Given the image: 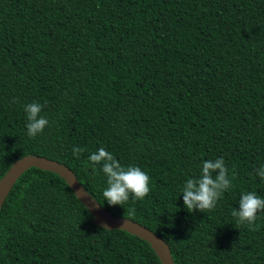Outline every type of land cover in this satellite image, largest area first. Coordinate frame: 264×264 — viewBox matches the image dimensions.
Here are the masks:
<instances>
[{
  "label": "trees",
  "instance_id": "16d2710c",
  "mask_svg": "<svg viewBox=\"0 0 264 264\" xmlns=\"http://www.w3.org/2000/svg\"><path fill=\"white\" fill-rule=\"evenodd\" d=\"M33 102L49 126L30 138ZM101 147L150 176L143 200L104 201L102 163L88 160ZM30 154L65 164L101 206L158 234L173 264H264V211L252 228L232 216L243 193L264 198V0H0V178ZM220 157L232 188L189 212L184 183ZM0 264L161 261L145 240L96 225L62 177L31 167L0 208Z\"/></svg>",
  "mask_w": 264,
  "mask_h": 264
},
{
  "label": "clouds",
  "instance_id": "9594fccd",
  "mask_svg": "<svg viewBox=\"0 0 264 264\" xmlns=\"http://www.w3.org/2000/svg\"><path fill=\"white\" fill-rule=\"evenodd\" d=\"M13 102H15V98H13ZM43 107L39 102H33L24 107L27 114V135L30 138H35L43 133L44 129L49 126L48 118L41 115ZM83 151L84 149L79 146L72 148L73 155L77 158ZM88 160L93 165L102 163V171L107 178V186L102 195L104 201H107L110 206H123L129 201L130 196L135 200H143L151 191L150 176L145 171L135 165L122 166L114 155L103 147L92 152L88 156ZM255 171L261 179H264V165ZM214 173L215 175H213ZM233 178H235L234 172ZM232 186L229 169L226 167L223 157L205 160L202 162L200 175L188 178L181 189L184 207L189 212L211 211L217 206L223 194ZM240 197L239 210L234 209L232 216L237 218L238 223L247 224L252 228L255 225L257 213L264 211V198H261L256 192H245ZM134 212L135 209H132V214Z\"/></svg>",
  "mask_w": 264,
  "mask_h": 264
},
{
  "label": "water",
  "instance_id": "95a60500",
  "mask_svg": "<svg viewBox=\"0 0 264 264\" xmlns=\"http://www.w3.org/2000/svg\"><path fill=\"white\" fill-rule=\"evenodd\" d=\"M31 167L51 171L62 177L79 201L91 213L96 225L108 229H121L145 240L156 252L161 264H173L170 248L158 234L137 221L115 215L101 206L92 195L85 190L73 171L65 164L54 159L30 154L15 160L0 178V208L18 178Z\"/></svg>",
  "mask_w": 264,
  "mask_h": 264
}]
</instances>
